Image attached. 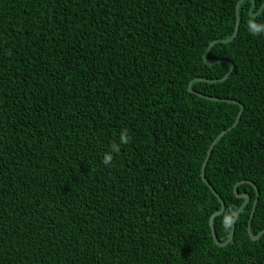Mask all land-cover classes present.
<instances>
[{
	"label": "trees",
	"instance_id": "1",
	"mask_svg": "<svg viewBox=\"0 0 264 264\" xmlns=\"http://www.w3.org/2000/svg\"><path fill=\"white\" fill-rule=\"evenodd\" d=\"M237 1L0 0V264H264V7L203 60Z\"/></svg>",
	"mask_w": 264,
	"mask_h": 264
},
{
	"label": "water",
	"instance_id": "2",
	"mask_svg": "<svg viewBox=\"0 0 264 264\" xmlns=\"http://www.w3.org/2000/svg\"><path fill=\"white\" fill-rule=\"evenodd\" d=\"M243 1L244 0H238L237 3H236V6H235L236 19H235V28H234L233 34L230 37H228V38L212 40L208 44V46L206 47V50H205V52L203 54V60L206 63H208V64L214 63V62H210V61L207 60V53H208L209 49L211 48V46L213 44L218 43V42H222V43L229 42V41H231L236 36L237 31H238V27H239V21H240V17H239V7H240V4ZM253 7H254V0H251V6L249 8V12H250V15L255 16V15H257L263 9L264 2L260 5V7L258 8V10L255 13L252 12ZM232 70H233V64H230V69L228 70V72L223 77H221L220 79H217V80L222 81V80L226 79L229 76V74L232 72ZM193 80H207V79H204V78H195ZM208 81L209 82H213V81H216V80H208ZM191 83H192V81H190L189 84H188V90L189 91H192V89H191ZM196 93L199 96L204 97L206 99L221 100V101H226V102L237 103L235 100H231V99H222V98H217V97H211V96H208V95H204V94L199 93V92H196ZM239 106H240V110L238 111L234 122L227 129H224L221 132H219L216 135V137L211 141V143L209 145V148L207 150L206 157H205V159H204V161L202 163V166H201V178L204 181H205L204 170H205V166L207 164V161L209 159L210 153H211V151H212L215 143L217 142V140L220 139L224 134H226L227 131L231 130L233 127H235L237 125V123H238V121L240 119V115H241V113L243 111V108H244L242 104H239ZM241 182H244V181L242 180V181H239L238 183H241ZM247 182L251 183L254 186L255 190H256V198H255V200L253 202L252 209H251V213H250V217H249L248 224H247L248 234H249V236H250L251 239L255 240V239H258L264 233V228L262 230H260L259 233L256 234V235H254V234L251 233L250 225H251V220H252V217H253L254 212H255V209H256V204H257V200H258V190H257L256 186L252 182H250V181H247ZM238 183H236L235 186H234V193L238 197H244V200L240 204V206L238 207L237 211L235 212V215H234L233 220H232V223H231V229H230L229 237L224 242H220L217 239V237L215 235L214 227H213V218L215 216H217V215H220L224 211V201L218 196L217 192L208 184L209 185V188L211 189V191L214 193V195H216L217 197H219L220 202H221V208L218 211L212 213V215L209 218V225H210V228H211V232H212L213 239H214L215 243L218 244V245H220V246H223V245L227 244L233 238L234 230H235L236 218H237L239 212L241 211V209L248 203V201L250 199V196L247 193H238L237 192V184Z\"/></svg>",
	"mask_w": 264,
	"mask_h": 264
},
{
	"label": "clouds",
	"instance_id": "3",
	"mask_svg": "<svg viewBox=\"0 0 264 264\" xmlns=\"http://www.w3.org/2000/svg\"><path fill=\"white\" fill-rule=\"evenodd\" d=\"M247 30L252 35L264 34V23H257L253 19H249L247 22ZM131 140L129 131L127 128H120L118 132H115L113 138L110 140L109 144L103 153L101 163L105 166H109L113 163L114 157L118 155L122 147L128 144ZM234 213L229 211L223 217V224L225 228L229 227L232 223Z\"/></svg>",
	"mask_w": 264,
	"mask_h": 264
}]
</instances>
